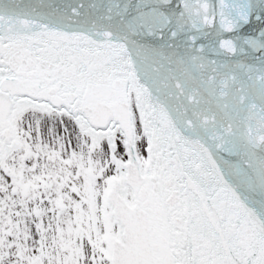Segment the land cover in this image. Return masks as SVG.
Here are the masks:
<instances>
[{"label": "snow or ice", "instance_id": "obj_1", "mask_svg": "<svg viewBox=\"0 0 264 264\" xmlns=\"http://www.w3.org/2000/svg\"><path fill=\"white\" fill-rule=\"evenodd\" d=\"M0 264H264V0H0Z\"/></svg>", "mask_w": 264, "mask_h": 264}]
</instances>
